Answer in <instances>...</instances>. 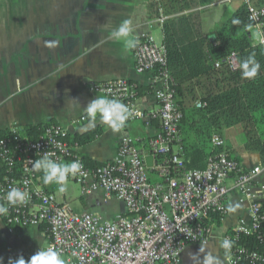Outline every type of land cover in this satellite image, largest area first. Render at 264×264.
I'll use <instances>...</instances> for the list:
<instances>
[{"label": "built area", "instance_id": "1", "mask_svg": "<svg viewBox=\"0 0 264 264\" xmlns=\"http://www.w3.org/2000/svg\"><path fill=\"white\" fill-rule=\"evenodd\" d=\"M233 1L245 6L255 44L264 52V5L256 6L254 0H213L212 6ZM165 19L160 16L145 22L132 50L135 72L152 76L156 111L146 115L136 107V85L127 80L91 86L93 93L128 106L131 115L126 125L134 121H143L145 126L158 123L147 146L159 182L151 183L144 154L137 140L129 136L119 139L113 160L90 167L78 157V146L69 142L64 127L49 124L35 140L23 136L22 128H12L0 138V202L12 187L26 191L29 198L0 215V234L44 227L45 248L58 250L66 264H180L186 246L205 244L211 234L210 223L228 215L226 200L233 190L246 214L221 239L234 242L232 259H225V264H264V183L259 180L264 164L243 169L228 157L225 140L217 135L210 144L220 152L208 156L204 169L186 170L179 157L183 116L166 69L165 47L152 34L156 25L162 29ZM224 62L231 70L238 67L233 53ZM77 123L72 122L74 126ZM45 155L57 162L79 161L82 168L69 181L79 186L81 196L98 194L102 202L114 199L123 205L124 213L107 220L97 211L78 214L68 204L57 202L53 194L37 185L39 172L31 170L34 160ZM230 178L232 187L226 184Z\"/></svg>", "mask_w": 264, "mask_h": 264}, {"label": "crops", "instance_id": "2", "mask_svg": "<svg viewBox=\"0 0 264 264\" xmlns=\"http://www.w3.org/2000/svg\"><path fill=\"white\" fill-rule=\"evenodd\" d=\"M147 1L0 0L3 14L0 16V132L49 122L64 127L71 135L102 128V133L94 141L76 150L77 155L96 166L113 160L119 139L129 136L137 140V146L144 154L151 183H158L154 172L155 160L147 146V141L158 131L156 121L150 126H145L143 121H134L120 132L113 133L108 125L99 120L89 127L84 113V108L92 99L102 97L92 92V84L118 79L127 80L137 87L151 84V74L135 72L132 51H125L122 42L110 38L111 30L125 19L132 21L135 36L145 22L155 20L149 18ZM240 4L231 3L232 14ZM221 5L228 4L211 6L212 11L205 14L201 12L203 8L195 10L200 13L204 34L212 31L207 27L215 29L222 22L223 11L216 9ZM217 17L219 22L213 20ZM210 21H213V26ZM152 30L159 32V41H162L163 29L156 25ZM252 34L253 30H250L251 37ZM133 103L146 115L157 110L151 95L135 97ZM75 121L78 123L74 126L72 122ZM252 121L259 138L264 141V111L253 113ZM231 128L224 130L225 141L229 133H235ZM240 129L237 128L238 133ZM180 136L189 149L184 155L185 166L188 169H204L208 155L202 154L193 144L195 134L190 123L182 125ZM235 155L240 157V164L246 169L260 165L256 154L243 151ZM148 159L151 160L150 167ZM259 180L264 183V172ZM226 184L232 187L233 179H228ZM37 185L53 195L58 188L55 184L44 185L42 174H38ZM62 196H66L65 192ZM80 197L83 198L84 212L97 211L102 218L113 200L102 202L98 194ZM226 203L228 215L219 223H210L211 234L205 244L186 246L180 264H207L210 255L216 257L213 264H225L224 253L219 246L221 239L246 214L245 206L238 202L233 190ZM46 243V234L40 228H16L13 234H0V257L3 264H8L9 258L16 259L21 255L27 261L39 247L45 248Z\"/></svg>", "mask_w": 264, "mask_h": 264}, {"label": "trees", "instance_id": "3", "mask_svg": "<svg viewBox=\"0 0 264 264\" xmlns=\"http://www.w3.org/2000/svg\"><path fill=\"white\" fill-rule=\"evenodd\" d=\"M212 4L213 0H148L146 3L150 19L163 15L168 17L163 22L162 43L166 50V69L173 80L175 102L183 116L179 131L183 124L190 123L195 134L193 144L202 154L210 156L220 152L210 145L212 136L224 138V130L240 126L245 139L242 151L256 154L262 165L264 141L256 132L252 114L264 111V52L250 36L252 24L242 3L214 30L204 34L200 13L195 10ZM254 4L264 5V0H254ZM234 19L240 23L233 24ZM232 53L238 65L235 70L229 69L224 62ZM251 53H255L261 68L256 78L245 80L241 78L239 65ZM135 91L134 98L152 96L153 90L150 84L147 87L136 86ZM197 103L202 106L196 107ZM49 124L54 123L22 127L23 136L35 140ZM101 133L102 128H95L81 135L70 134L69 142L80 147L91 143ZM7 135L8 130L0 132V138ZM181 149L179 157L185 166L184 155L189 150L185 139H181ZM225 152L241 166V159L234 150L225 145ZM78 157L86 166H96L83 156ZM185 169L192 170L187 166ZM261 212L264 217V203L261 204ZM214 222L219 223V218ZM40 230L44 231V227Z\"/></svg>", "mask_w": 264, "mask_h": 264}, {"label": "clouds", "instance_id": "4", "mask_svg": "<svg viewBox=\"0 0 264 264\" xmlns=\"http://www.w3.org/2000/svg\"><path fill=\"white\" fill-rule=\"evenodd\" d=\"M219 19L217 17L216 22H219ZM232 23L239 24L240 21L234 19ZM110 38L117 42H122L127 52H131L138 45V38L133 34L132 21L129 19H125L115 26L110 32ZM239 67L241 78L251 80L256 78L261 65L257 61L255 53H251L240 62ZM84 113L89 127L94 126L97 120H99V122L108 125L113 133L120 132L125 127L131 115L127 105L118 99H108L106 97L92 99L84 108ZM81 168L82 164L79 161L69 163L57 162L47 155L34 160L31 166L33 172L42 173V182L44 185L55 184L58 186L57 190L60 193L67 191L69 178L75 177ZM28 198L29 194L26 191L19 187H12L7 191L3 202H0V215H6L9 207L23 204ZM231 210L230 207L229 211ZM219 246L223 250L225 259L231 261L234 242L225 238L220 242ZM215 259L216 257L210 255L207 258V264H213ZM0 264H3L2 257H0ZM8 264H66V261L62 254L55 248L39 247V250L27 261L21 255L16 259L9 258Z\"/></svg>", "mask_w": 264, "mask_h": 264}, {"label": "rangeland", "instance_id": "5", "mask_svg": "<svg viewBox=\"0 0 264 264\" xmlns=\"http://www.w3.org/2000/svg\"><path fill=\"white\" fill-rule=\"evenodd\" d=\"M231 3H239L238 1H233V2H230V3H225V4H228V5H221V7L219 8H216L217 10L221 8V10L223 11V14H222V21H224L225 19H227L231 14V9H232V6H231ZM1 4V2H0ZM213 5V4H212ZM212 5H210V7L208 6L207 8H203L202 9V13H207L209 11H212ZM2 9L0 10V16H2ZM213 20H216L215 18H213ZM208 22V21H207ZM212 22L213 21H210L209 24L212 25ZM208 25V23H207ZM213 26V25H212ZM210 30H214V27H207ZM154 34V37H155V40L156 41H159L161 39V36L159 34V32L157 30H155L153 32ZM255 33L253 31V34H252V39L255 40ZM237 128H241L240 126H234L232 127L231 129H233V132L235 133H229V135L227 136V142L225 141V144L227 147H229L230 149L234 150L235 153H242V149H243V144H244V136L241 132V129L239 131V133L237 132ZM242 151V152H241ZM147 165L148 167L151 166V160L148 159L147 160ZM66 196H62V193L58 192V190L55 191V194H54V197L56 198L57 202H60V203H64V202H67L68 203V206L72 209L73 212L75 213H83L84 212V207H83V204H82V201L80 199V191H79V186L76 185L75 183L71 182V181H68V186H67V191L65 192ZM63 197L65 198L63 200ZM123 205L116 201V200H112L110 203H109V208L105 209V214H104V218L107 219V220H111L114 218L115 215L119 214L120 212L124 211L123 209ZM27 247V246H26Z\"/></svg>", "mask_w": 264, "mask_h": 264}]
</instances>
